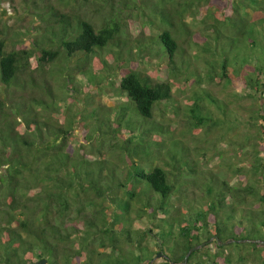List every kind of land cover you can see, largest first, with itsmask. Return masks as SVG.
<instances>
[{
	"label": "trees",
	"instance_id": "16d2710c",
	"mask_svg": "<svg viewBox=\"0 0 264 264\" xmlns=\"http://www.w3.org/2000/svg\"><path fill=\"white\" fill-rule=\"evenodd\" d=\"M73 1L97 19L59 0L0 25V264H264V0ZM100 91L73 158L60 108ZM179 120L242 162L199 168Z\"/></svg>",
	"mask_w": 264,
	"mask_h": 264
},
{
	"label": "rangeland",
	"instance_id": "374dc122",
	"mask_svg": "<svg viewBox=\"0 0 264 264\" xmlns=\"http://www.w3.org/2000/svg\"><path fill=\"white\" fill-rule=\"evenodd\" d=\"M58 1L59 0H27L25 2L24 0H0V25L4 23L12 27L14 30L20 32L24 31L26 28L37 26L39 24V19L36 14L44 12L45 10L44 6L47 2L52 3L54 6L56 5L58 6ZM34 2L36 3L35 5ZM70 7H75L76 12H86L88 10L89 14L97 19V16L94 13L92 14L90 12L92 11L91 9L92 7L89 6L81 7L80 5L76 4L73 0H70ZM3 12H5V14ZM198 26L200 28L198 22H191V27H193L194 29L197 28ZM256 33L257 30H255V34ZM191 48L192 49H190L189 47L187 49L190 54L191 53L193 54V52L198 51L199 49V47L197 48L194 45H191ZM153 63H149L147 67L144 66L143 64H140V62L138 64L134 63L132 66L134 68H139V69L142 68L146 70L147 73L149 72L154 74L155 73L161 74L159 73V71H157V69H155L156 65H154ZM56 65H58V63ZM51 80L53 82V79ZM199 86L201 88L207 87L209 90H211L210 92H213L220 99L226 98L227 93L221 92V87L219 86L205 85V83H202ZM192 90L193 89H190L188 86L185 88H180V86L177 87V85L176 86L174 85V90H173L174 99L183 104L188 103V101H186L185 99L182 100V98L189 96ZM234 90L238 91V89H234ZM55 91L61 96L63 93H65V92H60L56 88H54V92ZM182 91H184L182 95L179 94ZM73 96L75 98L74 100H68V99L66 100L67 103L70 102V104L73 102L71 106L70 104L64 105V103H62L64 106L60 105L62 107L60 108V110H64V108L66 109L67 106H69L70 112H72V114L76 113L74 120L72 119L74 130H72V133L70 135V144L72 145L73 148L76 147L78 149V154L76 155L72 154V157L73 158L78 157L81 159L87 157L89 160H93L95 158H93V156L92 157L90 156L91 154L89 153V150L86 148V146L89 143L87 139H91L92 140L91 142L95 144L97 137H94L92 134H89L91 137H89L88 135L86 139L85 138L83 139V137L89 131L90 123H93L96 117L95 115H94L95 117L92 116L91 114H93L94 112H91L90 114V111L92 108H97L95 110V113L100 112V116L106 115L107 108L109 109L113 108L114 103L113 101H110V99H107L106 96L101 91L99 96L93 97L92 104L87 106L85 105V103H83V98H84L83 94L81 96V99L78 98L79 96L77 94H73ZM76 98H78L79 100ZM258 103L260 104V106L262 105L264 108V99L262 100V102L260 101L258 102L257 100V102L254 103L255 105L252 108L256 109L258 107ZM249 104L250 102H246V103L244 102L245 108L250 109L251 106ZM168 110L169 109L166 108V112ZM231 111H233V107H231ZM235 114H237V112H235ZM239 114L242 116V119L243 117L244 119L245 117L247 119V117L249 116L248 111L244 113V111L241 110ZM229 116L232 117L233 115H229ZM207 131L208 129L206 127H201L199 130H192L189 127V125H187L186 123L182 122L181 120L178 121V126H177L178 134L176 135V137L178 139H181V137H183L182 140L186 143V145L190 149L192 158L198 163L199 168L214 169L223 162L229 164L233 162L237 164L242 162L244 153L241 154L238 147L232 146L230 140L220 141L215 143L214 145L211 144L210 143L211 141L216 142L214 138L215 133L213 135V134H209ZM180 134H184V135L181 136ZM83 142L85 143L83 144ZM97 146H100V144H98ZM233 182H235V180H233ZM160 261L161 258L155 260L156 264H159Z\"/></svg>",
	"mask_w": 264,
	"mask_h": 264
},
{
	"label": "water",
	"instance_id": "95a60500",
	"mask_svg": "<svg viewBox=\"0 0 264 264\" xmlns=\"http://www.w3.org/2000/svg\"><path fill=\"white\" fill-rule=\"evenodd\" d=\"M36 264H47V261L46 260H42V261H40V262H38Z\"/></svg>",
	"mask_w": 264,
	"mask_h": 264
}]
</instances>
